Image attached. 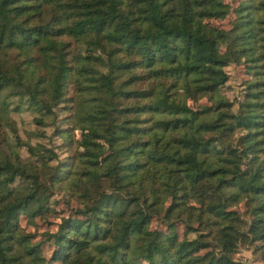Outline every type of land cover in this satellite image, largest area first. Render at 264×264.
<instances>
[{
    "label": "trees",
    "instance_id": "16d2710c",
    "mask_svg": "<svg viewBox=\"0 0 264 264\" xmlns=\"http://www.w3.org/2000/svg\"><path fill=\"white\" fill-rule=\"evenodd\" d=\"M241 240L264 262V0H0V264H236Z\"/></svg>",
    "mask_w": 264,
    "mask_h": 264
},
{
    "label": "rangeland",
    "instance_id": "374dc122",
    "mask_svg": "<svg viewBox=\"0 0 264 264\" xmlns=\"http://www.w3.org/2000/svg\"><path fill=\"white\" fill-rule=\"evenodd\" d=\"M227 1L231 6L236 5L238 0H225ZM232 17V14L229 16L223 18V19H210L211 23L217 24L220 26L227 27L229 25V21ZM229 72V79L226 81L224 86L222 87V93L227 95L230 99H233L234 106L237 105V100L242 97L243 94V85L242 82H244V79H247L249 77V73L246 70V64L244 61H240L234 64H231L227 67ZM206 104L205 99H202L201 101H198L195 106H204ZM11 116L16 120L19 126V134L22 139H29V137L32 135L33 129L37 128L35 123L32 122L31 119V113L29 111H23L21 113H18L17 111L11 112ZM51 127L46 126L45 130L47 132L46 137H41L37 140L44 142L45 144H52V141H58L51 136H49V133L51 132ZM36 138L32 137L31 142H35ZM23 157L27 155V152L25 149H22L21 152ZM63 155V154H61ZM56 198L59 199L57 203H55L56 210L64 215H68L71 213V211L74 210V208L78 207L79 204L70 196H65L62 192H59L56 194ZM240 208H242V205L240 203ZM73 209V210H72ZM59 220V216H51L50 222L44 221L43 219H40L39 217H35V223H29V225H26V228L30 231H37L38 237H41V231H43L46 228H50L51 230L56 228V221ZM21 223L24 224L26 222L25 218L20 219ZM159 225L158 220L153 221L151 225ZM176 229L180 232V234L183 231V226L181 223H178L176 225ZM256 242H249L248 240H241L238 244L237 251L234 253V258L236 261V264H264L261 256V249L255 248ZM52 245H48L45 247V253L48 254L51 251Z\"/></svg>",
    "mask_w": 264,
    "mask_h": 264
}]
</instances>
